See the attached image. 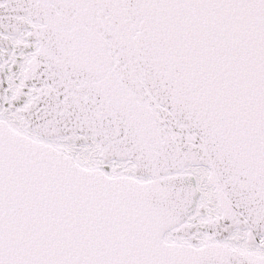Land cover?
Masks as SVG:
<instances>
[{
  "label": "snow or ice",
  "instance_id": "1",
  "mask_svg": "<svg viewBox=\"0 0 264 264\" xmlns=\"http://www.w3.org/2000/svg\"><path fill=\"white\" fill-rule=\"evenodd\" d=\"M0 264H264V0H0Z\"/></svg>",
  "mask_w": 264,
  "mask_h": 264
}]
</instances>
